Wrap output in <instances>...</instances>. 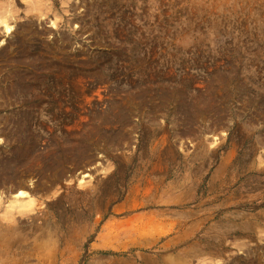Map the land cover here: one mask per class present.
I'll return each mask as SVG.
<instances>
[{
  "label": "rangeland",
  "instance_id": "rangeland-1",
  "mask_svg": "<svg viewBox=\"0 0 264 264\" xmlns=\"http://www.w3.org/2000/svg\"><path fill=\"white\" fill-rule=\"evenodd\" d=\"M0 264H264V0H0Z\"/></svg>",
  "mask_w": 264,
  "mask_h": 264
},
{
  "label": "bare ground",
  "instance_id": "bare-ground-1",
  "mask_svg": "<svg viewBox=\"0 0 264 264\" xmlns=\"http://www.w3.org/2000/svg\"><path fill=\"white\" fill-rule=\"evenodd\" d=\"M2 23H3V25H4V29H5V31H6L8 34H11V33L13 32V30H14V27H13L12 25H10L9 22L6 21V19H4V20L2 21ZM22 193H23L22 191L19 192V194H22Z\"/></svg>",
  "mask_w": 264,
  "mask_h": 264
}]
</instances>
